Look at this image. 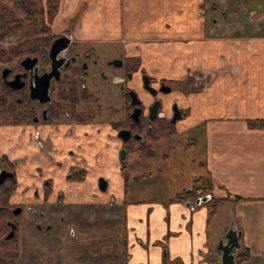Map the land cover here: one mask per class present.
<instances>
[{
    "label": "crops",
    "instance_id": "obj_1",
    "mask_svg": "<svg viewBox=\"0 0 264 264\" xmlns=\"http://www.w3.org/2000/svg\"><path fill=\"white\" fill-rule=\"evenodd\" d=\"M51 28L94 55L118 47L139 60L140 80L183 87L192 71H211L200 93H179L183 116L166 143L191 145L187 160L201 169L169 194L134 182L136 154L121 172L107 123L0 129L1 151L18 166L11 202L23 207L11 264H220L216 246L230 232L240 233L235 262L247 249L246 264H264V129L248 126L264 120V0H59ZM47 137L53 152L39 142ZM79 167L84 180L67 181ZM191 189L209 200L172 201Z\"/></svg>",
    "mask_w": 264,
    "mask_h": 264
},
{
    "label": "flooded vegetation",
    "instance_id": "obj_2",
    "mask_svg": "<svg viewBox=\"0 0 264 264\" xmlns=\"http://www.w3.org/2000/svg\"><path fill=\"white\" fill-rule=\"evenodd\" d=\"M58 37H69L67 33L61 34L59 36H56L54 40ZM53 42V40H52ZM51 42V43H52ZM49 44V47L51 45ZM48 47V49H49ZM48 53V50H47ZM98 54L94 55L93 51L83 50L80 48L78 44L73 42L71 40V44L61 51L58 55L59 59H63L64 62L59 68V76L58 79L53 77L50 80L49 83V91H48V97L49 102L46 104H41L39 100H42L43 97L41 94L35 93L34 96L37 98V100H31V92L30 88L32 89H40L41 88V81L38 79L41 75L44 73L49 72L50 68V60L47 57L48 61V69L44 70L42 68V62L38 59L36 55H30L26 57L31 58H37V65L36 67L32 68L30 63L25 64V68H32L31 70H24V68L20 65V62L18 63L17 69L12 68H4L8 69L9 73L7 77L5 78V81L2 79L3 84L5 87L18 94V99L16 100V103L20 106H24L27 108L29 112V118L26 120L25 123H22L24 126H53L55 130H58L61 125H64L66 123L68 124H83L86 120H92L94 117L93 111L86 110V111H80L77 110V107L83 104L86 105L88 103L96 102L97 99L88 92L87 87L85 85V78L88 76V70L89 67L95 68L97 65V59ZM114 60H120L122 62L121 67L116 68L110 63ZM126 60L123 59H112L110 62L107 63L108 67L116 68V69H122V76L123 79H119L117 76L111 77V83L115 85L118 89V95H119V104L115 107L114 113L118 116L117 119L113 120H104L101 121V123H107L110 126L111 131L113 132L111 137H114L116 140H118L121 144V147L118 151V159L121 164V172H125L126 170V164H127V157L130 155H138V156H145L149 157L153 151L150 149L151 144L158 142V141H150L148 137L152 135L153 128L155 125H158L159 123H170L171 119L174 116L173 107L174 105L177 106L176 102H172L168 109L167 107L163 108V102L161 99V96H169L171 95L172 91L171 88L166 85L165 82H159L157 85L155 82H153L151 79H149V87H151L155 94H151L147 90L144 89L142 79H141V87L145 94L149 97V102H144L143 99L139 98L137 91H135L134 88L129 86V82L132 81V74L127 69ZM2 73V71H1ZM16 76H19L20 79L16 80V82L13 84V86H20V89L14 90L11 89L9 86L5 84V82H12ZM144 76V74H142ZM107 80V78H106ZM169 90V92L167 91ZM130 92H134L137 96V100L140 101V106H133V98L130 95ZM158 108L157 112L154 111V107ZM108 108H110V112L113 113L111 109V104H108ZM139 108L141 110L138 119H135L133 117V112ZM163 109H167V114L163 113ZM177 109L180 111L181 116H183L182 111L177 106ZM150 110H153V114ZM98 114L100 116L101 109L97 110ZM113 113V114H114ZM92 115V118L90 117ZM90 117V119H89ZM71 119L73 122L76 123H60L57 124V122L61 119ZM154 118V119H153ZM72 129V128H70ZM68 131L64 133L68 135ZM168 136L161 138L159 141H162L164 139H167ZM46 141H43L41 139L39 142H46L48 143V148L51 152L54 151L52 148L53 142L50 140L49 137L46 138ZM125 139V141H124ZM43 144V143H42ZM43 145V150H44ZM148 148L150 152H152L150 155H145L144 150ZM57 151V150H56ZM123 152V160H121V154ZM4 155V154H3ZM70 156L73 157L74 153L70 152ZM4 159L12 164L11 170L7 171L6 169H0L1 171L9 172L13 175V179H6L2 185L3 186L7 181L10 182L12 185H17L16 180V168L17 163L16 162H10L6 155H4ZM60 167V165H59ZM124 168V171H123ZM0 171V172H1ZM82 174H85V171L82 168H70L66 175V180L73 182L69 180L71 176H80ZM84 178V175H83ZM47 187L45 186L46 193L44 194V201L47 200L49 197V192L51 185L50 181H47ZM193 190V189H191ZM189 190V192L191 191ZM11 198H8V200ZM202 198L198 197L197 199ZM19 210L18 214H14ZM23 207L21 204L19 206L11 208L8 212H12L15 216H18L19 219L21 218ZM10 225L15 226L14 235L10 240H7V242H10L15 236L19 237L18 231H19V223H9L8 224V232L5 235L4 238H6L10 232L11 228ZM39 229L42 231H49L48 226L41 227L38 226ZM5 240V239H4ZM6 241V240H5Z\"/></svg>",
    "mask_w": 264,
    "mask_h": 264
},
{
    "label": "rangeland",
    "instance_id": "obj_3",
    "mask_svg": "<svg viewBox=\"0 0 264 264\" xmlns=\"http://www.w3.org/2000/svg\"><path fill=\"white\" fill-rule=\"evenodd\" d=\"M13 1L14 0H0V9L3 7L11 8L12 10H14L17 17L23 18L24 13L19 9V7L16 8L13 6ZM36 7L37 8L43 7L44 9V7H46L45 0H39V1L36 0ZM43 17H44L45 23H47V18L45 17V13L43 14ZM37 18L40 19V16H37ZM50 28H51V25H50ZM16 32H17L16 33L17 37L15 39L7 40L6 42L3 43V46L8 47L10 45H15V44L24 42L25 39L21 37L24 30H19ZM51 35H53L54 38L56 36H59V35H54L52 28H51ZM40 36H42V34ZM69 37L71 39V36ZM33 39L35 38L32 36L29 37V40H33ZM48 47L49 45L46 48L45 57L47 54ZM107 48H110L111 50L114 49V50L112 51L109 50V52L102 50L104 52L98 53L99 58L97 59L96 67L95 68L89 67L88 76H86L85 78V85L87 87L88 92L92 94L97 99V101L88 103L86 105L83 104L82 106L80 105L79 107H77V110H80V111L91 110L93 111V114H94V117L92 120H86L84 121L82 125L84 124L98 125V124H101V121L108 120V119L113 120V119L118 118L116 113H114V110H115V107L119 104L120 97L118 95L117 87L111 83V77L117 76L119 79L122 80L123 79V76L121 75L122 69L108 67L107 63L115 58L126 60L127 62L126 64H128L127 68H129L127 70L133 73V62H132L133 58H123L124 57L123 52L122 51L118 52L117 50L118 47L116 46L107 47ZM26 56L28 55H22L20 57L12 59L11 61L7 63L1 64L0 65V76H1V71L4 68L17 69L18 63L22 61L23 59H25ZM38 59L42 62V65H43L42 68H44V70L48 69L47 57L46 59L44 57L42 59L38 56ZM129 60H131V62H129ZM139 66H140V63L138 62V65L135 71H138ZM210 74H211V71H208L206 73V77L203 78V76L205 75L201 74V72L199 73V71L197 72L192 71L190 75L188 74V77L182 80L185 87L184 86L180 87L181 82L180 83L177 82L174 84H166L171 88L172 93L169 96H161L162 102L164 103L163 108L167 107L168 109L169 105L172 102H176L178 106V103H179L178 95L180 92H182L186 96L189 93L190 94L200 93V91H202L205 87L209 86L210 84L209 81L212 78ZM155 84L157 85L158 82ZM128 85L130 86L136 85L135 87L137 88V94L139 98L143 99L144 102L146 103L149 102V97L145 94V92L143 91L141 87V80H140L139 75L133 78V74H132V81L129 82ZM13 99L14 101H16L18 99V96L17 95L13 96ZM109 103L111 104V109L114 114L111 113L110 108H108ZM99 109H101L100 116L97 111ZM167 109H163L164 114H167ZM1 120L2 119H0V129L24 126L23 124L5 125L1 122ZM66 122L76 123V122H73V120L71 119L69 120V119L61 118L57 122V124L66 123ZM169 139H172V138L170 137ZM167 140L168 139H166L165 143L162 141H158V142L151 144L150 149H152L153 153L149 156V160H153L154 162L153 164L151 163L149 164L145 161L142 162L145 156H139V159L136 160L135 167H134L136 168L135 173H136L137 178L135 179V181L134 180L133 181L136 184L146 186L148 188L162 187L163 185H167L165 187L168 191L167 193L174 194L177 188L183 187L182 185L185 182L186 175H188L190 178L197 177L196 173L201 169V165L200 163L194 164L192 160L191 161L187 160L188 155L190 153L187 152L188 150H186V148H189L191 145L189 147L179 146L180 141H176L174 143L172 139L170 142L174 144H171L170 146L169 145L166 146ZM186 143L188 144L187 140H186ZM199 147L200 146H198V148L195 149L194 151H199ZM1 148L2 147L0 146V159L4 158ZM0 169L2 170L1 167ZM6 170L9 171L11 170V168L8 167ZM83 175L85 177V174ZM74 182H79V181H74ZM10 184L11 183L7 181L3 186L5 189H7V187ZM48 185L50 186L51 184H48ZM16 187L17 185L14 187V192L11 194V198L7 200L6 203H3L2 200L0 199V264H11L16 261L17 256H18L19 237L17 236V244H16L17 252H15L14 245L4 240L5 239L4 237L8 232V228H7L8 224L9 223H20V219L18 216H15L12 212H8L11 208L19 206V204H17L16 202L15 203L11 202V199L14 196V193L16 191ZM161 197L162 196H159V198ZM5 207L8 209L3 210V208ZM212 210L214 211V209ZM225 214H226V211L223 208H220L216 212V217L223 218L225 217Z\"/></svg>",
    "mask_w": 264,
    "mask_h": 264
},
{
    "label": "trees",
    "instance_id": "obj_4",
    "mask_svg": "<svg viewBox=\"0 0 264 264\" xmlns=\"http://www.w3.org/2000/svg\"><path fill=\"white\" fill-rule=\"evenodd\" d=\"M45 4L46 7L43 9V7H36V0H14L13 6L16 8L19 7V9L24 13L23 18L17 17L14 10L11 8L3 7L0 9V65L22 55H36L37 57L39 56L42 59L44 57L46 59V48L54 39V36L51 35L50 25L57 15L59 0H45ZM44 13L47 18V23H45L43 17ZM37 16H40V19H38ZM19 30H24L21 36L25 39L24 42L10 45L8 47L3 46V43L7 40L15 39L17 37L16 31ZM41 34L42 36H40ZM31 36L35 39L29 40V37ZM129 62H131V60H129ZM132 62L133 71H135L139 60L135 58ZM15 95L18 96L17 93L12 92L5 87L0 76V119H2L1 122L5 125H19L25 123L29 118L27 108L18 105L16 101H14L13 96ZM90 117L92 118V115H90ZM248 126L251 129H264V120L249 122ZM173 133L174 125L163 122L154 126L153 133L148 137V139L155 142ZM151 153L152 152H150L148 148L144 150L145 155H150ZM11 166L12 164L7 162L4 158L0 159V167L2 169H7ZM69 180L83 181V174L80 176H71ZM14 187L15 186L12 184H10L7 189H5L4 186H0V199L3 203H6L10 195L14 192ZM207 193L208 192L205 189L198 195L197 191H194L193 189L190 192H183L177 195L172 199V201H195L198 197H203L207 195ZM210 202L215 207L222 201L211 199ZM6 209L8 208H3V210ZM10 243L14 245L15 252H17V237L15 236ZM249 258L250 256L248 250H241L238 254L236 264H246L248 263Z\"/></svg>",
    "mask_w": 264,
    "mask_h": 264
},
{
    "label": "water",
    "instance_id": "obj_5",
    "mask_svg": "<svg viewBox=\"0 0 264 264\" xmlns=\"http://www.w3.org/2000/svg\"><path fill=\"white\" fill-rule=\"evenodd\" d=\"M69 44H71V39L69 37H58L55 40H53V42L51 43L49 49H48V59L50 60V65H49V72L44 73L43 75H41L38 79L41 81V88L40 89H32L30 88V92H31V96L30 99L31 100H37V98L34 96L35 93L41 94L43 99L39 100V102L41 104H46L47 102H49V97H48V91H49V83L50 80L55 77L56 79H58L59 76V68L61 67V65L63 64L64 60L63 59H59L58 55L61 51H63L64 49H66ZM26 63H30L31 67L34 68L37 65V58H31V57H26L25 59H23L20 62V65L24 68V70H31L32 68H25V64ZM110 65L119 68L122 65V62L120 60H114L110 63ZM9 73L8 69H3L1 76L2 79L5 81V78L7 77ZM20 79L19 76H16L15 79L12 82H5V84L7 86H9L11 89L14 90H18L20 89V86H13V84L16 82V80ZM142 83L144 86V89L147 90L148 92H150L151 94H155V91L149 87V78L147 76H142ZM169 92V90H167ZM130 95L133 98V102L132 105L133 106H140V101L137 100V96L134 92H130ZM155 105L154 107V111L157 112L158 110V106ZM153 110H150L151 113L153 114ZM141 110L139 108H137L136 110H134L133 112V117L135 119H138L139 114H140ZM173 112H174V116L171 119V124L176 123L178 120H180L181 118V114L180 111L177 109V106L174 105L173 107ZM154 119V118H153ZM125 141V139H124ZM123 152L121 154V160H123ZM6 179H13V175L9 172L6 171H1L0 172V185L3 184V182ZM107 187L106 182L100 178L98 180V188L101 192H105ZM209 200L208 196H204L202 198H199L195 201L196 205H199L201 203H205ZM19 210H17L16 212H14V214H18ZM11 228V232L10 234L5 238V240H10L13 235H14V230H15V226L14 225H10ZM239 238H240V233L239 232H230L229 234H227L223 240L219 241L217 246H216V251L219 253V261L220 264H236L235 262V253L237 250L240 249V245H239Z\"/></svg>",
    "mask_w": 264,
    "mask_h": 264
}]
</instances>
